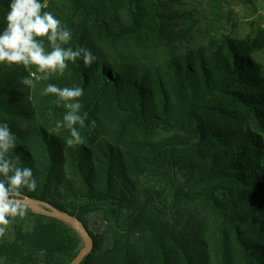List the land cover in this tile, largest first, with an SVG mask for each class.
Segmentation results:
<instances>
[{"label":"trees","instance_id":"1","mask_svg":"<svg viewBox=\"0 0 264 264\" xmlns=\"http://www.w3.org/2000/svg\"><path fill=\"white\" fill-rule=\"evenodd\" d=\"M47 3L72 32L64 47L98 59L68 62L31 88L21 80L43 75L35 66L0 64V123L37 181L24 196L67 211L92 237L80 264H264V66L254 59L264 25L228 32L220 0L204 27L179 0ZM48 84L84 89L82 144L67 146L70 132L55 129L67 109L42 94ZM43 209L12 220L0 264L73 260L83 239Z\"/></svg>","mask_w":264,"mask_h":264},{"label":"clouds","instance_id":"2","mask_svg":"<svg viewBox=\"0 0 264 264\" xmlns=\"http://www.w3.org/2000/svg\"><path fill=\"white\" fill-rule=\"evenodd\" d=\"M48 7L47 0H9V11L6 14V25L0 31V64L7 66H35L38 73H29L21 80L26 87H34L37 80L48 79L53 74L63 75L68 62L75 63L78 59L85 66H91L98 57L83 46L73 50L64 47L72 38V32L63 26L61 20L52 12L43 11ZM46 38L50 50H46ZM43 95L52 94L58 99L54 103L63 102L67 109L62 121H57L55 129L61 128L70 132L66 139L67 146L72 147L83 143L80 130L85 127L87 114L80 115L82 104L80 98L84 89L80 87H59L48 84ZM95 121L89 124L88 131L95 128ZM17 137L7 123H0V237H3L8 226L15 218L25 217L28 205L23 189L35 191L37 181L30 167L19 166V156L14 155Z\"/></svg>","mask_w":264,"mask_h":264},{"label":"rangeland","instance_id":"3","mask_svg":"<svg viewBox=\"0 0 264 264\" xmlns=\"http://www.w3.org/2000/svg\"><path fill=\"white\" fill-rule=\"evenodd\" d=\"M210 1L179 0V4H174V7H182L195 14H200L201 22L198 25L204 27L206 21L211 17ZM220 9L222 26L236 36L243 37L247 34H254L258 26L264 25V0H220ZM254 59L264 66V49L254 54ZM99 224L100 220L97 215H89L88 226L91 231H95ZM80 237L83 239L82 236Z\"/></svg>","mask_w":264,"mask_h":264},{"label":"water","instance_id":"4","mask_svg":"<svg viewBox=\"0 0 264 264\" xmlns=\"http://www.w3.org/2000/svg\"><path fill=\"white\" fill-rule=\"evenodd\" d=\"M25 201L28 207L36 208L37 205L44 206L43 212L47 213L50 217H54L62 220L63 222L69 224L75 231L79 233L84 239V245L77 252L73 260L69 264H80L84 257L91 251L93 247V239L90 236L86 227L73 215L65 210L58 209L44 201L25 197ZM42 208V207H41Z\"/></svg>","mask_w":264,"mask_h":264}]
</instances>
